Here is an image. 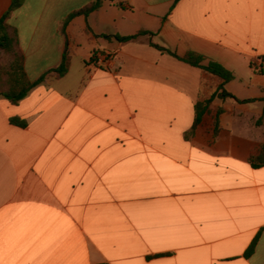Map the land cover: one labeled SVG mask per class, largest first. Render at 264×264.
<instances>
[{"label": "crops", "instance_id": "crops-1", "mask_svg": "<svg viewBox=\"0 0 264 264\" xmlns=\"http://www.w3.org/2000/svg\"><path fill=\"white\" fill-rule=\"evenodd\" d=\"M94 1L24 0L10 17L32 81L66 50L72 62L18 105L0 97V264H264V166L250 163L264 145V0H104L65 25ZM151 44L223 65L225 89L254 102L215 99L186 139L221 81ZM95 53L113 59L90 67Z\"/></svg>", "mask_w": 264, "mask_h": 264}, {"label": "trees", "instance_id": "trees-1", "mask_svg": "<svg viewBox=\"0 0 264 264\" xmlns=\"http://www.w3.org/2000/svg\"><path fill=\"white\" fill-rule=\"evenodd\" d=\"M104 0H95L91 5L85 7L84 9L72 13L65 22L67 25L73 18L84 15L89 16L91 13L97 11L102 6ZM24 3V0H13L12 5L9 11L3 16L0 22V56L1 54H9L12 57V62L8 67H4L0 64V97L5 98L13 105H18L23 99H25L29 93L37 86L42 84L48 76H53L57 79L65 77L71 67L72 58L68 50L63 54L61 64L55 68L42 75L36 81H32L29 75L26 72L25 67V58L20 47L17 33L11 32V27L9 25V20L12 13L20 8ZM144 35H152V33L147 31H142L135 36L130 37H121L115 36L121 43H130L136 41L139 37ZM107 39H110L109 36H104ZM153 48L159 52L168 55L180 62H183L191 67L198 68L203 72L211 75L214 78H217L221 81V84L217 88L216 92L205 101H199L195 105V121L192 127V130L186 134V139H191L198 127L202 125L206 116H212L211 105L215 99L227 100L234 99L239 103H252L254 100H239L234 95L229 93L225 86L234 80V74L226 69L223 65L213 61L207 60L204 56L197 54L195 52H189L184 57L178 56L175 52L164 48L162 46L151 44ZM264 61V58H262ZM254 70L258 73H263L262 70L256 69L252 66ZM264 103V98L261 100ZM224 113L223 109H219L217 114L214 116V126L215 132L217 133L220 130V121L219 116ZM11 123L15 126L25 128L27 123L21 121L17 118H12ZM257 126H264V109L263 114L260 119L257 121ZM250 163L253 168H260L264 166V145L259 150L258 155L250 158ZM258 238L254 240L251 244L247 254L254 252Z\"/></svg>", "mask_w": 264, "mask_h": 264}, {"label": "built area", "instance_id": "built-area-1", "mask_svg": "<svg viewBox=\"0 0 264 264\" xmlns=\"http://www.w3.org/2000/svg\"><path fill=\"white\" fill-rule=\"evenodd\" d=\"M113 56L109 53H95L88 61V66L102 68L108 66Z\"/></svg>", "mask_w": 264, "mask_h": 264}, {"label": "rangeland", "instance_id": "rangeland-1", "mask_svg": "<svg viewBox=\"0 0 264 264\" xmlns=\"http://www.w3.org/2000/svg\"><path fill=\"white\" fill-rule=\"evenodd\" d=\"M12 62V57L9 54H1L0 56V64L4 67H8ZM211 124V129H213V125Z\"/></svg>", "mask_w": 264, "mask_h": 264}]
</instances>
